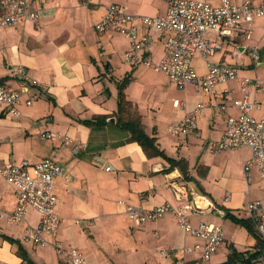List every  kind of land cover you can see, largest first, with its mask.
<instances>
[{
    "label": "crops",
    "instance_id": "1",
    "mask_svg": "<svg viewBox=\"0 0 264 264\" xmlns=\"http://www.w3.org/2000/svg\"><path fill=\"white\" fill-rule=\"evenodd\" d=\"M207 1L220 4V0ZM26 2L39 13L38 21H22L16 27L0 29V79L15 86V73L22 70L24 78L32 83L28 95L17 105L19 116L0 105V157L14 163L50 159L60 166L61 174L55 179V212L61 222L54 233L43 234L44 244L23 241L26 228L39 225V215L29 211L19 224L8 223L6 214L13 211L16 198L0 176V264H22L19 247L33 264H66L55 242L79 251L85 264H221L232 248L253 251L255 238L226 219L225 210L247 219L246 203L264 201V178L254 166L244 172L252 156L249 148L213 151L210 147L221 138L226 118L238 115L232 101L244 96L240 82L231 80L210 91L192 83L178 88L154 68L163 58L164 34L153 35L146 55L151 66H146L125 60L127 38L95 29L112 3L132 15L153 17L165 14L168 0ZM136 25L140 35L147 32L139 22ZM207 38L216 40L217 36L209 32ZM249 46L256 48L258 59L251 57ZM207 62L237 67L240 78L256 79L260 87H247L245 91L256 103L250 115L256 119L264 115L263 17L255 18L249 40L223 37L222 48ZM192 67L200 76L208 70L199 56L193 58ZM130 72L131 79L123 90L126 99L136 108L144 132L156 139L158 148L171 158L187 162L188 179L177 168L164 172L169 164L159 156L148 157L137 142L127 141L129 134L117 124L118 83ZM28 96H34L31 105L25 104ZM197 105L203 108L196 118L195 131L170 134V124ZM101 117H106L103 123ZM43 132L50 133L51 138H41ZM33 136L47 141V152L32 143ZM76 144L83 148L74 154L72 147ZM174 186L185 198L195 193L211 204L202 213H189L192 225L204 221L223 229L224 241L208 260L198 250L184 252L201 240L185 233L172 214L138 224L125 213L127 206H179L185 200L177 199ZM254 264H264V260L261 257Z\"/></svg>",
    "mask_w": 264,
    "mask_h": 264
},
{
    "label": "built area",
    "instance_id": "2",
    "mask_svg": "<svg viewBox=\"0 0 264 264\" xmlns=\"http://www.w3.org/2000/svg\"><path fill=\"white\" fill-rule=\"evenodd\" d=\"M0 8V29L16 27L22 21L36 23L39 18V13L30 9L26 0H1ZM256 17L264 18V0H257L256 3L252 0H240L238 3L220 0L218 5H211L207 0H169L165 14L153 17L132 15L124 7L112 3L95 29L100 33L114 31L127 38L129 48L124 53L125 60L130 64L140 63L146 66H151L146 55L150 52L153 35L164 34L163 58L154 68L165 73L178 88L192 83L199 89L210 91L218 84L238 80L244 92L242 99L232 101L238 115L226 118L221 138L212 142L210 147L213 151L249 148L252 156L245 163L244 172L248 173L254 166L264 178V115L259 119L250 115L256 103L250 101L245 92L247 87L258 89L260 83L256 79L240 78L237 67H220L207 62L209 57L222 48L223 37L249 40ZM136 22L145 27L147 32L140 35ZM209 32L215 33L217 39H208ZM247 50L253 59H258L255 47L249 46ZM236 55H240L239 51ZM195 56H199L208 65L207 73L203 76L198 75L192 67ZM15 78V86L0 83V105L17 117L20 115L17 105L24 95H28L32 83L24 78L22 70L15 73ZM33 100L34 96H28L25 104L31 105ZM174 105L177 106L178 102ZM202 108L203 105H197L181 120L170 124L169 133L174 136L193 133L196 118ZM221 110L225 111V107ZM39 136L51 138L48 132L40 133ZM82 148V144H76L72 147V152L76 154ZM60 174V166L50 159L37 163H14L0 157V176L12 188L16 198V205L13 211L6 214V221L19 224L29 211L39 215V225L27 227L23 241L33 245L44 244L46 241L43 234L54 233L58 229L61 219L55 212V179ZM175 195L178 200L185 202L177 207L169 203L147 209L127 206L125 213L138 224L156 221L166 214H172L185 233L201 240L193 247L184 249V252L198 250L202 258L208 260L224 241L223 229L204 221L192 225L189 213H202L211 204L199 194H191L188 199L175 189ZM244 209L259 235L264 238V201H248ZM55 248L64 263L85 264L82 254L76 249H66L59 242H55ZM262 259L264 260V253Z\"/></svg>",
    "mask_w": 264,
    "mask_h": 264
},
{
    "label": "trees",
    "instance_id": "3",
    "mask_svg": "<svg viewBox=\"0 0 264 264\" xmlns=\"http://www.w3.org/2000/svg\"><path fill=\"white\" fill-rule=\"evenodd\" d=\"M131 76L132 72L128 73L124 79L118 83V106L116 112L114 113L117 124L129 134L127 141L137 142L148 157L159 156L169 164L168 169L164 170V172H169V170L177 168L181 172L183 178L188 179L187 162L184 159L177 160L167 156L161 149L158 148L156 139L148 136L144 132L141 116L138 114L136 108L126 99L123 92L125 86L130 81ZM3 81L4 79H0V83H3ZM105 118L106 117H101L100 123H103ZM225 218L231 220L236 225L244 227L249 234L255 238L256 244L253 251L245 250L238 252L235 248H232V252L229 254L228 259L221 264H254V261L259 260L264 253V238L259 235L255 225L249 218H237L228 210H225ZM4 238L9 240L11 243H18L8 237ZM17 253L22 259V264H33L22 247L18 248Z\"/></svg>",
    "mask_w": 264,
    "mask_h": 264
},
{
    "label": "rangeland",
    "instance_id": "4",
    "mask_svg": "<svg viewBox=\"0 0 264 264\" xmlns=\"http://www.w3.org/2000/svg\"><path fill=\"white\" fill-rule=\"evenodd\" d=\"M31 141H32V143L33 144H35V145H38V146H40V147H44V148H46V152H47V150L49 149V147L47 146V141H45V140H41V139H39V138H37V137H35V136H33L32 138H31ZM45 152V153H46ZM42 153H44V152H42ZM36 156L38 155V153H36L35 154ZM40 156V155H39ZM13 158H15V156H13ZM3 220H1L0 221V223L2 222ZM162 254H164L165 253V251H162L161 252ZM138 255H139V259H141V252L139 251V253H138ZM205 262V261H204ZM206 263V262H205ZM208 263V262H207Z\"/></svg>",
    "mask_w": 264,
    "mask_h": 264
}]
</instances>
